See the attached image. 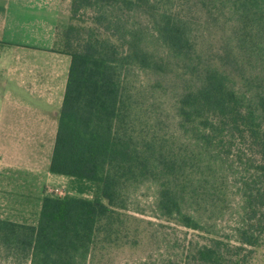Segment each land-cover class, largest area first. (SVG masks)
Listing matches in <instances>:
<instances>
[{
  "label": "trees",
  "instance_id": "obj_1",
  "mask_svg": "<svg viewBox=\"0 0 264 264\" xmlns=\"http://www.w3.org/2000/svg\"><path fill=\"white\" fill-rule=\"evenodd\" d=\"M199 3L208 18L229 16L232 31L219 61L202 59L173 0L70 1L61 34L70 63L49 172L99 183L104 201L45 195L35 224L0 218L2 248L28 264H85L97 224L125 208L130 187L150 181L158 187L159 216L206 234L182 264H249L247 247L264 243V91L238 92L232 76L241 55L264 66V0ZM83 10L94 14L86 29L74 25ZM121 11L141 12L149 25L127 24ZM149 36L168 58L147 48ZM131 66L182 73L173 103L175 132L142 122L124 75ZM235 139L256 159L242 161L234 153L244 173L234 178L239 205L226 231L216 226L228 212V174L224 180L218 175L225 171L222 150L231 152Z\"/></svg>",
  "mask_w": 264,
  "mask_h": 264
},
{
  "label": "rangeland",
  "instance_id": "obj_2",
  "mask_svg": "<svg viewBox=\"0 0 264 264\" xmlns=\"http://www.w3.org/2000/svg\"><path fill=\"white\" fill-rule=\"evenodd\" d=\"M173 5L188 23L191 38L202 59L219 61L218 55L226 48L232 31L229 16L227 14L218 16L217 21L208 18L199 0H173ZM120 14L127 24L134 21L142 26L149 25L147 16L141 12L121 11ZM93 15L91 10L80 11L78 17L81 22H74V25L86 29L91 25L90 19ZM64 28H60L58 34L60 51ZM84 32L85 30H82V33ZM144 43L150 51L168 58L166 50L154 37L149 36ZM238 60L241 62L239 71L232 76V85L236 91L248 95L255 90L264 91V66L246 55H241ZM229 61L233 63V58L230 57ZM124 75L139 102L142 122H147L150 126L158 125V122V127H162L165 132H175L173 103L182 88L181 82L184 77L182 73L177 69L167 74L154 73L131 66ZM230 146L231 152L227 153L225 148L222 150V153L227 154L224 158L225 171L218 175L224 180L223 176L228 174L224 188L226 191L224 205L227 206L228 212L223 220L217 221V229H227V225H231L235 218V209L239 205L234 178L244 173V165L236 161L234 153H240L242 161L256 159L240 141L232 140ZM228 165H232L230 170H226ZM157 190V185L150 181L129 188L125 208L116 209L97 224L85 264H182L188 258L190 250L205 241L204 232L185 228L172 218L158 215L155 206ZM46 192L49 196L55 197L82 196L88 199L100 198L104 201L100 197L99 183L81 182L69 177L58 186L49 187ZM38 209L37 204L30 203L27 215L12 214L14 216L12 219L35 224ZM247 249H251V253L248 254L249 264H264V243ZM0 264L28 263L21 255L11 253L0 246Z\"/></svg>",
  "mask_w": 264,
  "mask_h": 264
},
{
  "label": "crops",
  "instance_id": "obj_3",
  "mask_svg": "<svg viewBox=\"0 0 264 264\" xmlns=\"http://www.w3.org/2000/svg\"><path fill=\"white\" fill-rule=\"evenodd\" d=\"M71 0H0V218L40 209L70 57L61 52ZM38 209V211H39ZM27 223V222H24Z\"/></svg>",
  "mask_w": 264,
  "mask_h": 264
}]
</instances>
